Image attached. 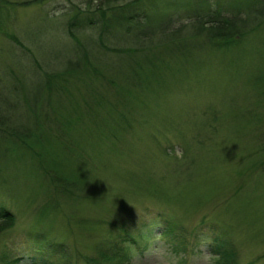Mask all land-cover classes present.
Instances as JSON below:
<instances>
[{
  "label": "rangeland",
  "instance_id": "1",
  "mask_svg": "<svg viewBox=\"0 0 264 264\" xmlns=\"http://www.w3.org/2000/svg\"><path fill=\"white\" fill-rule=\"evenodd\" d=\"M190 1H152L153 12L166 10L174 15L182 9L183 2ZM79 2L83 0H0V98L14 101L10 112L12 122H31L24 97L30 104L36 98L38 104L44 106V97L39 91L41 78H45L43 72L54 71L62 59L71 55L72 43L64 36L68 35V27L63 24L68 16L63 12L73 5L81 6ZM246 5L248 9L253 8L252 4ZM177 20L182 22L185 17L180 15ZM88 29L72 32L80 41L92 40L93 33ZM252 35L221 52L206 51L192 56L190 61H170L160 80L156 78L154 88L144 86L133 96L126 90V95H117V89L110 84L96 88L101 86L97 79L90 80L93 91L86 90L84 83L76 80L62 82L64 91L60 96L67 100L69 120L74 119L73 124L76 123L73 127L76 132L71 138L77 148L71 152V159L69 152L62 156L63 148L55 145L54 137L46 136L43 142L54 157L53 162L62 161L63 169L74 168L80 176L93 180L87 182L94 184V194H98L100 200L96 198L91 203L82 200L79 207L84 218L97 221L89 237L104 242L112 237L105 234L108 228L99 224L109 215L112 222V219L122 221L129 232L135 233L144 222L149 223L148 231H157L155 213L161 210L167 214L168 210L163 207L168 206H161L154 198L136 197L146 191L136 190L134 195L127 191L134 192L137 186L134 181L141 172H151L156 180L153 187L157 189L163 186L161 176L165 177L164 186L178 192V204L187 206L186 213H190V224L186 228H193L199 238L193 252H187L190 245H185L184 252L174 251L168 248V242L162 244V237H155L156 241L148 248L141 251L138 245V249L129 254V264H175L181 255H190L192 264H208L211 261L209 240L207 243L202 240L211 234V223H198L202 212L216 224L224 223L225 227L227 224L240 262L252 260L253 264H264V137L260 138L264 134V99L256 104L252 84L264 64V25ZM196 41L191 38L186 43ZM32 57L41 68L33 63ZM87 83L86 80L85 87ZM12 85L19 86L16 93L8 87ZM49 108L50 105L42 107ZM222 108L224 111L213 123L212 116ZM253 108H256V116L244 110ZM50 133L55 135L56 130L51 128ZM64 146L66 148V144ZM251 146L260 148L253 156L248 152ZM36 168L37 164L31 159L18 156L0 177L12 184L18 181L22 193L12 188L13 193L30 199L29 183L36 178ZM90 190L83 189L79 194L88 197ZM55 196L60 218L49 225L46 235L56 241L55 236H61L62 232L61 220L66 218L65 214H70V229L62 235L67 241H73L80 235L79 211L71 208L69 199ZM4 203L10 206L17 222L13 228L0 233V252L8 249L11 254H20L29 246L25 235L31 222L25 207L27 202L20 200L16 206L6 200ZM111 232L116 234L118 230ZM187 239L192 242L191 235ZM89 251L93 253V246L85 250ZM31 262L26 259L22 264H43Z\"/></svg>",
  "mask_w": 264,
  "mask_h": 264
},
{
  "label": "trees",
  "instance_id": "2",
  "mask_svg": "<svg viewBox=\"0 0 264 264\" xmlns=\"http://www.w3.org/2000/svg\"><path fill=\"white\" fill-rule=\"evenodd\" d=\"M152 1L157 0H83L79 2L81 6L69 7L63 12L68 16V21L63 24L68 27V35L64 36L72 43L71 55L62 59L61 65L54 71L43 72L45 78H41L42 89L39 91L41 95L43 94L44 106L38 104L36 98L30 104L24 97L31 122L18 120L12 122L13 116L11 117L10 112L14 101L11 98H0V173L6 171L18 156L31 159L32 163L37 164L38 167L37 171L35 170L36 178L33 177L29 183L31 185L30 199L20 198L22 185L18 181H13L15 183L12 184L8 179L0 177V198L4 200H0V233L13 228L17 222L10 206L4 203L5 200L13 206H16L15 204L20 200L26 201L25 207L31 216V222L25 234L29 243L27 251H22L20 254H11L8 249L1 251L0 264H22L26 259L43 264H129V254L138 249V245H141V251L148 248V245L156 241L155 237H162V244L163 241L168 242V248L174 251L184 252L185 245H190L187 251L189 254L193 252V246L199 243L193 228H186L190 224L188 220L190 213H186L187 206L178 204V192L168 190L164 186L166 178L163 176H161L163 186L159 189L154 188L152 184L156 182L154 176L151 172V175L145 174L149 171L137 175L134 181L137 183L134 192L127 191L131 195H134L136 190L146 191L143 196L136 195V197L154 198L162 204L161 206H168L163 207L168 210L167 214L161 210L155 213L156 222L153 223L159 224L157 231H148L149 223L144 222L135 233L129 232L122 221L112 219L114 220L112 222L110 220L112 216L109 215L105 220L99 219L101 221L99 224L101 227H107L109 231L105 234L112 237L106 242L90 238L88 233L92 234L93 225H96L97 221L84 218L79 207L83 203L82 200L85 203H91L90 201L96 198V201L100 200V196L94 194L96 187L89 183L93 180L80 176L74 168L63 169L62 161L61 163L53 162L54 157L47 152L48 146L46 147L43 142L46 136H50L51 139L54 137L53 141L56 142L54 144L63 148H60L62 156L69 152L71 159V152L76 151L77 148L76 142H73L71 138L76 132L73 131L76 123L73 124L74 119L69 120L67 100L65 98L62 100L60 96L64 91L63 81L76 80L84 83L86 90L93 91L94 86L90 80L97 79L101 86L96 88L110 84L117 89V95H126L124 91L126 90L130 96H133L144 86L153 85L154 88L156 78L160 80L170 61H190L192 56L200 53L202 55L206 51L221 52L233 43L240 42L247 35L252 38L253 31L264 25V8L262 9L264 0H192L183 2L182 9L174 15L166 10L153 12ZM226 2L228 5L224 6L223 3ZM247 3L252 4L251 12ZM180 15L185 17L182 22L177 20ZM175 23H177L176 26ZM252 24L255 25L252 26ZM85 28H89V32L92 31L93 39L83 38L82 41L76 39L72 30L75 32ZM191 38L197 39L196 43H186ZM19 45L22 48V44ZM262 59L264 60V55ZM32 60L36 66L40 67L36 59L32 57ZM86 80L88 83L85 87ZM252 84L253 89L255 86L254 94L258 104V100L260 103L264 99V64L260 73L252 79ZM19 86L8 87L11 88L12 93H16ZM55 91L57 93H53ZM118 98L122 99L119 96ZM47 105H50L49 109H42ZM244 110L250 116H256V108ZM223 111V108L217 109L216 116H212L213 123L216 122L217 115ZM209 119L211 121V117ZM51 128L56 130L55 135L49 134ZM261 137H264V134L260 135ZM71 148L73 149L70 150ZM259 149L251 146L248 152L253 156ZM55 165L58 167L57 170L54 168ZM78 165L82 166V164ZM37 180L39 183L36 184ZM159 183L158 180L157 184ZM12 188L15 191L20 190L19 196L18 193H13ZM83 189H91L88 197L79 194ZM55 194L61 195L65 200L69 199L71 208L76 207L75 211H79L77 218L81 229L79 237H75L76 240L67 241L62 235V232L71 225L70 214H65L66 218L61 220L62 232L61 236H55L56 241L49 239L46 235L49 232V225L60 218ZM191 213L195 214L193 211ZM198 223H211L209 227L211 234L206 235L203 240L200 239L206 243L209 240L207 246L211 252V261L208 264H253L252 260L240 262L232 232L227 224L226 227L224 223L216 224L205 212L199 215ZM114 229L118 230L116 234L111 232ZM141 229L145 230L140 231ZM190 235L191 243L187 239ZM77 239H80L79 243L76 242ZM87 241L92 244L88 245ZM88 246H93V253L85 252ZM189 258L190 255L186 257L181 255L177 257L175 264H192Z\"/></svg>",
  "mask_w": 264,
  "mask_h": 264
}]
</instances>
